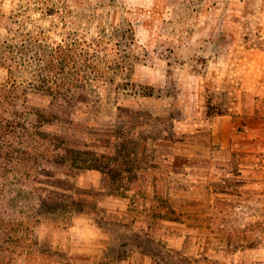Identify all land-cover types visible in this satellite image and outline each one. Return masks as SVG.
<instances>
[{"label":"rangeland","instance_id":"374dc122","mask_svg":"<svg viewBox=\"0 0 264 264\" xmlns=\"http://www.w3.org/2000/svg\"><path fill=\"white\" fill-rule=\"evenodd\" d=\"M120 13L136 94H32L36 153L61 159L0 180L30 250L5 264H264V0H0V44L105 35L113 54Z\"/></svg>","mask_w":264,"mask_h":264},{"label":"trees","instance_id":"16d2710c","mask_svg":"<svg viewBox=\"0 0 264 264\" xmlns=\"http://www.w3.org/2000/svg\"><path fill=\"white\" fill-rule=\"evenodd\" d=\"M119 20L122 27L119 25L106 35L108 40L111 38L118 43L117 46V43L113 45V54L107 52L106 42L102 38L105 35L90 41L69 42L33 36L31 32L18 34L15 39L10 38L9 44H5L7 39L1 41L0 68L4 69L6 76L0 85V180L5 178L7 167L11 165L10 172L14 177L10 183L21 186L22 177L34 183L37 175L35 163L38 169L39 162L46 156L61 159L55 152L36 153L40 147L35 145L37 142L49 140L50 144L53 139H48L40 129L50 119L45 108L47 106L32 110L34 103L30 98L33 93L65 98L77 90L98 93L102 87L106 97L112 90L114 94H120L117 98L123 97L122 92L127 93L129 90L136 94L129 73L132 71L131 59H137L132 55L133 49L128 47L129 43L134 42V30L121 13ZM119 46L123 48L118 49ZM116 78L121 81L112 87ZM8 83V90L5 91ZM139 95L151 96V92ZM29 116L36 120V124L32 123ZM35 188L44 192L39 186ZM15 193L19 195L20 188ZM13 215L11 212L9 217H5L0 212V264H5L7 256L14 255L17 249L18 254L25 258L30 254L25 243V230L28 227L23 225L24 220L17 217L15 220ZM13 225H17V228L12 232Z\"/></svg>","mask_w":264,"mask_h":264}]
</instances>
